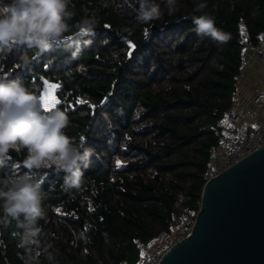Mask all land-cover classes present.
I'll list each match as a JSON object with an SVG mask.
<instances>
[{
	"label": "trees",
	"instance_id": "1",
	"mask_svg": "<svg viewBox=\"0 0 264 264\" xmlns=\"http://www.w3.org/2000/svg\"><path fill=\"white\" fill-rule=\"evenodd\" d=\"M155 2L161 16L144 23L135 0H72L65 43L28 68L18 62L32 55L26 46L0 58V76L52 92L65 134L94 151L79 190L64 187L63 172L35 173L46 193L39 264L50 253L51 264H134L151 238L176 230L182 239L194 225L210 150L245 76L243 41L255 45L264 31V0H175L172 14ZM201 3L226 42L197 35ZM86 16L98 21L94 34L77 39ZM23 158L12 152L0 176L24 174ZM16 232L0 225V264H23Z\"/></svg>",
	"mask_w": 264,
	"mask_h": 264
},
{
	"label": "clouds",
	"instance_id": "2",
	"mask_svg": "<svg viewBox=\"0 0 264 264\" xmlns=\"http://www.w3.org/2000/svg\"><path fill=\"white\" fill-rule=\"evenodd\" d=\"M72 0H0V58H7L17 46H26L32 55L24 52L18 62L24 68L45 53L63 44L69 31L68 20ZM128 2V0H126ZM139 5L137 19L147 23L161 16L155 0H135ZM169 14L175 9V0H166ZM207 7L201 3L195 11ZM195 31L200 37H210L218 43L227 37L216 27L214 17L206 12L193 16ZM98 21L85 17L76 25L77 39L94 34ZM80 49L72 52L76 58ZM122 114V113H121ZM69 126L67 114L55 109L45 111L41 97L30 91L22 79L10 80L0 76V169L10 154H23L24 174L0 176V225L15 224L19 238L17 247L23 264H39V221L44 218L43 202L46 193L35 173L42 169L63 172L64 187L79 190L83 183V169L91 163L94 151L77 143L65 134ZM26 153V154H25ZM48 260L53 261L50 253Z\"/></svg>",
	"mask_w": 264,
	"mask_h": 264
},
{
	"label": "water",
	"instance_id": "3",
	"mask_svg": "<svg viewBox=\"0 0 264 264\" xmlns=\"http://www.w3.org/2000/svg\"><path fill=\"white\" fill-rule=\"evenodd\" d=\"M159 264H264V147L205 183L190 233Z\"/></svg>",
	"mask_w": 264,
	"mask_h": 264
},
{
	"label": "built area",
	"instance_id": "4",
	"mask_svg": "<svg viewBox=\"0 0 264 264\" xmlns=\"http://www.w3.org/2000/svg\"><path fill=\"white\" fill-rule=\"evenodd\" d=\"M243 44L247 61L254 60L264 68V31L259 34L257 44L246 40ZM242 82V79L237 82L234 104L224 128L218 133L217 145L210 150L205 174L207 181L264 147V75L249 90L246 89L251 84L245 86ZM179 240L176 230L161 232L142 245L136 264H159L163 255Z\"/></svg>",
	"mask_w": 264,
	"mask_h": 264
},
{
	"label": "crops",
	"instance_id": "5",
	"mask_svg": "<svg viewBox=\"0 0 264 264\" xmlns=\"http://www.w3.org/2000/svg\"><path fill=\"white\" fill-rule=\"evenodd\" d=\"M248 60L245 68V76L242 78V83L245 86L256 84L258 80L264 75V68L256 61ZM259 76H261L259 78Z\"/></svg>",
	"mask_w": 264,
	"mask_h": 264
},
{
	"label": "snow or ice",
	"instance_id": "6",
	"mask_svg": "<svg viewBox=\"0 0 264 264\" xmlns=\"http://www.w3.org/2000/svg\"><path fill=\"white\" fill-rule=\"evenodd\" d=\"M132 47L134 48L135 46L132 45ZM129 55H131V53H129ZM44 84L47 85L51 89H55L58 87V85H56V84H50L47 80L44 81ZM48 96H49V94L47 92L43 93L41 95V100L43 102L42 105H43L44 109L50 111L51 108L54 107L55 105L59 104L60 101L57 100L55 98V96H53L51 101H49ZM80 103H83V101H80Z\"/></svg>",
	"mask_w": 264,
	"mask_h": 264
},
{
	"label": "rangeland",
	"instance_id": "7",
	"mask_svg": "<svg viewBox=\"0 0 264 264\" xmlns=\"http://www.w3.org/2000/svg\"><path fill=\"white\" fill-rule=\"evenodd\" d=\"M251 61H253V60H251ZM250 61V62H251ZM261 76H259V78H260ZM263 77V76H262ZM261 77V78H262ZM252 86H254V84L252 83L251 85H250V87H248L246 90H249ZM244 91H245V89H244ZM48 94H49V96H48V99H49V101H51V99H52V97L54 96L53 94H52V92H47ZM43 103V102H42ZM138 261V256L137 255H135V256H133V258H132V262L135 264L136 262Z\"/></svg>",
	"mask_w": 264,
	"mask_h": 264
}]
</instances>
